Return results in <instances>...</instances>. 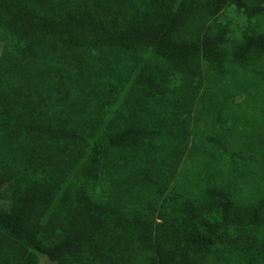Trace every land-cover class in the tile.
Segmentation results:
<instances>
[{
  "label": "trees",
  "instance_id": "trees-1",
  "mask_svg": "<svg viewBox=\"0 0 264 264\" xmlns=\"http://www.w3.org/2000/svg\"><path fill=\"white\" fill-rule=\"evenodd\" d=\"M0 46V264H264V198L177 197L214 122L119 108L142 46L183 81L194 59L264 81V0H0Z\"/></svg>",
  "mask_w": 264,
  "mask_h": 264
},
{
  "label": "rangeland",
  "instance_id": "rangeland-1",
  "mask_svg": "<svg viewBox=\"0 0 264 264\" xmlns=\"http://www.w3.org/2000/svg\"><path fill=\"white\" fill-rule=\"evenodd\" d=\"M225 16L233 19V41L243 40L248 22L233 9L225 11ZM131 55L144 60L119 108L145 114V122L158 108L181 115L198 114L193 116V123L196 117L199 128L214 122L217 127L212 133L224 144L221 150L200 146L187 161L183 159L175 178L177 197L190 201L193 193L224 183L239 198H264V81H253V69L245 64H228L224 75L217 76L201 59H194L183 81L179 67L156 58L147 46ZM174 183L165 184L160 193H170ZM158 224V230L166 231L162 221ZM260 235L264 238V232ZM39 259L41 264H52L43 256Z\"/></svg>",
  "mask_w": 264,
  "mask_h": 264
}]
</instances>
